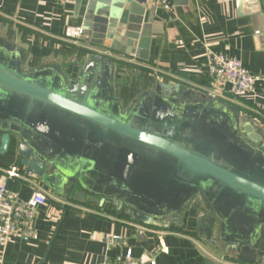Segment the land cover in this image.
<instances>
[{
  "label": "water",
  "instance_id": "water-1",
  "mask_svg": "<svg viewBox=\"0 0 264 264\" xmlns=\"http://www.w3.org/2000/svg\"><path fill=\"white\" fill-rule=\"evenodd\" d=\"M92 1L88 41L127 56L138 49L146 61V1ZM25 60L0 39V158L13 149L25 176L67 200L112 199L141 226L182 225L193 209L202 238L217 228L254 262L264 241V133L254 121L159 82L123 108L105 57L86 60L73 80L54 66L28 71Z\"/></svg>",
  "mask_w": 264,
  "mask_h": 264
},
{
  "label": "crops",
  "instance_id": "crops-1",
  "mask_svg": "<svg viewBox=\"0 0 264 264\" xmlns=\"http://www.w3.org/2000/svg\"><path fill=\"white\" fill-rule=\"evenodd\" d=\"M93 3L0 0V39L9 49L23 52L26 70L54 66L68 80L75 79L93 56L111 60L113 89L123 108L152 92L159 82L231 105L264 133V82L256 83L253 94L237 96L230 86H213L205 62L209 50L238 60L251 75H264L262 0L241 5L236 0H171V11L142 3L143 27L150 39L146 61L138 57L136 48L134 55L127 56L113 51L111 42L97 46L88 41L86 15ZM11 167L18 169L20 178H5ZM1 181L22 200L36 192H43L47 200L34 222L37 241L0 245V264H108L123 251L107 246L106 239L112 236L127 242L139 264H264V241L253 249V263L238 259L239 249H230L232 258L225 253L211 257L207 247L213 245L199 234L193 209L182 225L159 229L139 225L112 199L67 200L39 179L25 176L13 149L0 158ZM214 231L223 242L217 228ZM223 243L225 250L230 248Z\"/></svg>",
  "mask_w": 264,
  "mask_h": 264
},
{
  "label": "built area",
  "instance_id": "built-area-1",
  "mask_svg": "<svg viewBox=\"0 0 264 264\" xmlns=\"http://www.w3.org/2000/svg\"><path fill=\"white\" fill-rule=\"evenodd\" d=\"M63 3L65 0H57ZM146 3L161 7L166 11L172 10L171 0H145ZM82 35V31H79ZM205 62L210 80L215 88L230 86L237 96H247L254 93L255 85L264 82V75H251L241 63L224 55L205 51ZM7 179L21 177L16 167H11L4 173ZM46 195L36 192L27 200H22L18 194L11 191L4 181L0 182V245L5 246L14 240L37 241L34 222L38 210L46 204ZM110 248H121L122 254L108 264H139L132 255V249L127 242L117 236L106 239Z\"/></svg>",
  "mask_w": 264,
  "mask_h": 264
},
{
  "label": "rangeland",
  "instance_id": "rangeland-1",
  "mask_svg": "<svg viewBox=\"0 0 264 264\" xmlns=\"http://www.w3.org/2000/svg\"><path fill=\"white\" fill-rule=\"evenodd\" d=\"M219 238H220V240L225 242L223 237H219ZM208 241H212L213 242V244H212L213 247H207L208 253L210 254L211 257H216V255H220L221 253H225L224 256H228V257H231V258L234 256L233 252L230 250V248H227V250H225V246L226 245L223 242L219 241L217 232L214 231L213 237H210L209 240H206L207 243H208ZM226 242H228V241H226Z\"/></svg>",
  "mask_w": 264,
  "mask_h": 264
},
{
  "label": "flooded vegetation",
  "instance_id": "flooded-vegetation-1",
  "mask_svg": "<svg viewBox=\"0 0 264 264\" xmlns=\"http://www.w3.org/2000/svg\"><path fill=\"white\" fill-rule=\"evenodd\" d=\"M210 244H213V242H211V241H208Z\"/></svg>",
  "mask_w": 264,
  "mask_h": 264
}]
</instances>
